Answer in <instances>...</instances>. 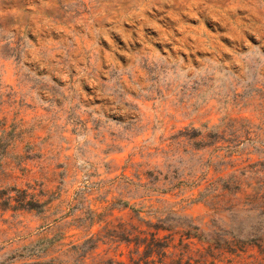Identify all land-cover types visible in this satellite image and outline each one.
Here are the masks:
<instances>
[{
    "label": "rangeland",
    "instance_id": "374dc122",
    "mask_svg": "<svg viewBox=\"0 0 264 264\" xmlns=\"http://www.w3.org/2000/svg\"><path fill=\"white\" fill-rule=\"evenodd\" d=\"M176 261L264 264V0H0V264Z\"/></svg>",
    "mask_w": 264,
    "mask_h": 264
},
{
    "label": "trees",
    "instance_id": "16d2710c",
    "mask_svg": "<svg viewBox=\"0 0 264 264\" xmlns=\"http://www.w3.org/2000/svg\"><path fill=\"white\" fill-rule=\"evenodd\" d=\"M155 243V241H153ZM155 247V245H154ZM173 264H189V261L182 263L181 261L172 262Z\"/></svg>",
    "mask_w": 264,
    "mask_h": 264
}]
</instances>
